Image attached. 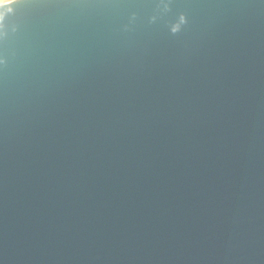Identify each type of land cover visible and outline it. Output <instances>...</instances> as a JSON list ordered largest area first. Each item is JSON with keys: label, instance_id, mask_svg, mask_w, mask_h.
<instances>
[{"label": "water", "instance_id": "obj_1", "mask_svg": "<svg viewBox=\"0 0 264 264\" xmlns=\"http://www.w3.org/2000/svg\"><path fill=\"white\" fill-rule=\"evenodd\" d=\"M0 264H264V0L0 1Z\"/></svg>", "mask_w": 264, "mask_h": 264}, {"label": "bare ground", "instance_id": "obj_2", "mask_svg": "<svg viewBox=\"0 0 264 264\" xmlns=\"http://www.w3.org/2000/svg\"><path fill=\"white\" fill-rule=\"evenodd\" d=\"M0 1H2V0H0Z\"/></svg>", "mask_w": 264, "mask_h": 264}]
</instances>
